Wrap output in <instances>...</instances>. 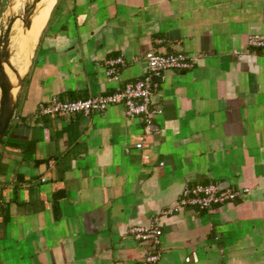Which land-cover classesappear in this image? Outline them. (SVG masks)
<instances>
[{"label":"crops","instance_id":"obj_1","mask_svg":"<svg viewBox=\"0 0 264 264\" xmlns=\"http://www.w3.org/2000/svg\"><path fill=\"white\" fill-rule=\"evenodd\" d=\"M46 5L0 143V264H264V49L247 43L264 38V0ZM149 50L195 58L190 69L163 72L150 97L161 109L157 130L146 133L120 103L88 116H35L53 95L82 99L141 78ZM116 56L125 65L109 77L105 61ZM209 183L246 190L206 210L160 215L184 186ZM154 215L161 257L149 263L129 228Z\"/></svg>","mask_w":264,"mask_h":264},{"label":"built area","instance_id":"obj_2","mask_svg":"<svg viewBox=\"0 0 264 264\" xmlns=\"http://www.w3.org/2000/svg\"><path fill=\"white\" fill-rule=\"evenodd\" d=\"M247 43L252 48L264 49V38L260 35H249ZM144 58L146 69L141 78L126 82L116 91L82 99L63 100L53 95L49 100L38 103L35 116L53 117L70 114L88 116L93 112H101L111 105L120 103L125 108V114L128 117H140L144 121L145 132L150 133L153 117L161 113V109L151 104L150 97L158 91L163 72L167 69H190L194 66L195 58L193 55L174 50L163 53L149 50L145 53ZM105 63L106 75L115 77L118 68L125 65V60L122 56H116L107 59ZM142 146L143 143H136V148H142ZM144 158L146 159L147 156L144 155ZM245 190L221 187L214 183L186 185L181 190L176 204L163 210L160 215H165L171 211H180L184 207L206 210L236 200ZM160 215H154L148 225L129 228V232L136 240L146 243L149 252L144 254V260L149 263H156L161 257L159 246Z\"/></svg>","mask_w":264,"mask_h":264},{"label":"rangeland","instance_id":"obj_3","mask_svg":"<svg viewBox=\"0 0 264 264\" xmlns=\"http://www.w3.org/2000/svg\"><path fill=\"white\" fill-rule=\"evenodd\" d=\"M0 0V32H4L6 26L10 22V17L12 14L17 15H30L29 27H25L20 24V20L17 18L13 24H11L10 34L7 38V47L4 52V59L2 61V66L9 78L11 80L12 76L25 64H28L30 59L31 51L35 46L36 38L40 33L43 24L48 15L49 9L46 3L51 0ZM9 8V9H8ZM5 13V10H7ZM29 17V18H30ZM23 52L24 63L21 67L12 71L10 65L15 67L12 63V57L20 61V56L17 55L18 52ZM16 53V55H15Z\"/></svg>","mask_w":264,"mask_h":264},{"label":"water","instance_id":"obj_4","mask_svg":"<svg viewBox=\"0 0 264 264\" xmlns=\"http://www.w3.org/2000/svg\"><path fill=\"white\" fill-rule=\"evenodd\" d=\"M37 2V0L34 2V4ZM9 9V8H8ZM7 10H5V13H7ZM29 17L30 15H25V17L22 15H17L16 13L12 14V17H10V22L9 24L6 26L4 32H0V143L3 139V136L5 134V131L14 115L15 112V108L17 106V100L19 97V93L23 84V81L26 77V74L29 70L30 64H31V59L33 56V52L34 49L36 47V44L33 48L31 57L29 59V64L28 67L24 73L23 76H21L19 78V90L18 93L16 95V97L14 99L11 98L10 96V91H11V84L9 81V78L7 77V74L5 73L3 66H2V61L5 58L4 57V52L6 50L7 47V38L8 35L10 34V28H11V24H13L15 22V20L18 18L20 20V24L25 26V27H29ZM40 35V34H39ZM39 38V36H38ZM38 41V39H37ZM10 69L12 71H16V68L12 65H10ZM150 129L151 130H157V126L156 125H150ZM155 137H157V134L155 135Z\"/></svg>","mask_w":264,"mask_h":264},{"label":"bare ground","instance_id":"obj_5","mask_svg":"<svg viewBox=\"0 0 264 264\" xmlns=\"http://www.w3.org/2000/svg\"><path fill=\"white\" fill-rule=\"evenodd\" d=\"M31 17L29 18V20ZM23 27V25H22ZM26 69V65L22 66L11 78L10 84H11V91L10 96L12 99L16 97L17 90L19 88V78L24 75ZM1 93V92H0Z\"/></svg>","mask_w":264,"mask_h":264},{"label":"trees","instance_id":"obj_6","mask_svg":"<svg viewBox=\"0 0 264 264\" xmlns=\"http://www.w3.org/2000/svg\"><path fill=\"white\" fill-rule=\"evenodd\" d=\"M70 100H74V99H70Z\"/></svg>","mask_w":264,"mask_h":264}]
</instances>
